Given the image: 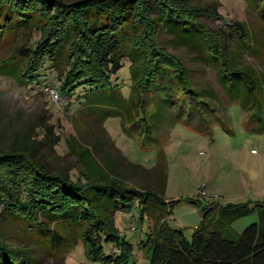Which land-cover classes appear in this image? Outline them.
<instances>
[{
  "label": "trees",
  "instance_id": "trees-1",
  "mask_svg": "<svg viewBox=\"0 0 264 264\" xmlns=\"http://www.w3.org/2000/svg\"><path fill=\"white\" fill-rule=\"evenodd\" d=\"M244 2L264 20V0ZM211 11L191 0H0V48L14 42L20 31L39 33L33 46H19L0 60V75L30 89L53 72L57 81L53 91L59 98L69 100L75 95L82 109L101 121L126 118L127 130L141 128L139 136L157 132L160 119L159 125H169L171 118L165 120V115H171L175 105L177 116L181 111L188 114L183 123L198 112L200 126L204 125L200 106L214 111L205 100L215 99V94L197 90L181 60L158 43V33L166 31L179 44L201 49L205 63L216 70L227 100L239 99L242 108L251 111L247 119L251 130L262 132L260 80L251 71L237 68L221 52L214 33L199 22L201 14L208 16ZM123 60L130 64L128 98L112 79ZM50 129L18 147L0 150V224L15 222L48 256L63 262L82 243L94 261L126 264L132 247L117 232L114 215L138 203L141 215L152 222L145 244L149 264H264V201L222 206L185 200L201 215L187 239L182 227L167 220L180 200H164V177L159 187L129 186L111 176L109 160L104 165L107 170L88 148L80 153L85 162L75 179L68 173H49L36 153L40 145L52 147L61 141L59 136L48 137ZM75 138L70 135L67 142ZM158 155L163 161L162 149ZM253 215L254 223L234 232V222ZM105 246L110 248L108 253ZM32 251L28 243L7 240L0 230V264H33Z\"/></svg>",
  "mask_w": 264,
  "mask_h": 264
},
{
  "label": "rangeland",
  "instance_id": "rangeland-1",
  "mask_svg": "<svg viewBox=\"0 0 264 264\" xmlns=\"http://www.w3.org/2000/svg\"><path fill=\"white\" fill-rule=\"evenodd\" d=\"M191 3L211 8L208 16L201 14L198 17L199 22L214 33L221 52L227 54L237 68L251 71L260 80L259 88L264 94V20L257 9L248 7L244 0H191ZM38 38V32L20 31L14 42L0 48V60L7 59L19 46L27 43L33 46ZM157 41L168 53L181 60L197 90L210 89L215 94V99L205 100L210 103L209 109L214 111L209 112L200 106L206 124L200 126L198 112L195 117H188V123H183L188 114L181 111L177 116L175 105L171 115H165V120L171 118L169 125L168 122L159 125L160 119L157 132L139 136L141 128L137 125L130 132L126 118L101 121L93 113L84 111L75 95L69 100L55 98L51 94L57 89L53 72L39 86L30 89L0 75V150L18 147L28 142L32 135L39 132L43 135L50 127L48 137L59 136L61 141L52 147L40 145L36 153L39 163L49 173H68L71 179H75L85 162L80 153L88 148L101 166L109 160L113 167L111 176L129 186L159 187L164 177V200H180L167 220L171 225L182 227L184 236L189 239L200 217L196 207L185 200L193 199L202 205H226L253 193H261L259 200L264 198V131L260 127L258 130L262 132L251 130L253 126L247 123L251 111L244 110L247 108H242L239 99L227 100L217 83L216 70L205 63L199 47L179 44L166 31L158 33ZM129 66L128 61L123 60L112 78L125 98L130 94ZM194 107L198 109V106ZM173 114L176 115L174 122ZM42 135L38 139H42ZM70 135L76 137L75 142H67ZM69 144L74 148H69ZM159 148L163 161L158 155ZM80 178L84 180V177ZM147 221L148 218L141 215L138 203L114 215L117 232L132 247L126 264H149L145 244L148 226L152 222ZM255 221V215L244 218L235 225V233ZM0 230L12 243H28L33 248V264H102L92 260L88 247L82 243L72 248L62 262L48 256L36 242L29 241L15 222L0 224ZM109 249V246L104 247L107 253Z\"/></svg>",
  "mask_w": 264,
  "mask_h": 264
},
{
  "label": "crops",
  "instance_id": "crops-1",
  "mask_svg": "<svg viewBox=\"0 0 264 264\" xmlns=\"http://www.w3.org/2000/svg\"><path fill=\"white\" fill-rule=\"evenodd\" d=\"M207 187V186H206ZM233 197V196H232ZM240 198V199H239ZM261 198V193H260V195L259 194H257V193H253V194H248L247 196H242V197H238V199H237V201H231L230 203H232V204H236V203H243V202H247V201H264V198L262 199V200H259ZM234 200V199H233ZM227 204H229V202L227 203ZM219 205V204H218ZM223 206V205H222ZM196 211H197V214H198V216L200 217V219H201V215H200V212H199V209L196 207ZM244 219V218H243ZM243 219H240V220H238V221H236V222H234L233 223V225H232V228H233V230H234V232H236L235 231V225H237V223H239L240 221H242ZM200 221V220H199ZM198 224H199V222H198ZM197 224V225H198ZM196 225V226H197ZM195 226V227H196ZM194 227V228H195Z\"/></svg>",
  "mask_w": 264,
  "mask_h": 264
},
{
  "label": "built area",
  "instance_id": "built-area-1",
  "mask_svg": "<svg viewBox=\"0 0 264 264\" xmlns=\"http://www.w3.org/2000/svg\"><path fill=\"white\" fill-rule=\"evenodd\" d=\"M51 94L56 98L58 95L56 94V92L52 91ZM202 195L204 194L203 190H201L200 192Z\"/></svg>",
  "mask_w": 264,
  "mask_h": 264
}]
</instances>
